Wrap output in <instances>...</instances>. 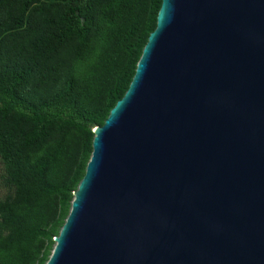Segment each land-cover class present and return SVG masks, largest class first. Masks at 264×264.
Listing matches in <instances>:
<instances>
[{
  "label": "water",
  "instance_id": "obj_1",
  "mask_svg": "<svg viewBox=\"0 0 264 264\" xmlns=\"http://www.w3.org/2000/svg\"><path fill=\"white\" fill-rule=\"evenodd\" d=\"M47 264H264V0H163Z\"/></svg>",
  "mask_w": 264,
  "mask_h": 264
},
{
  "label": "trees",
  "instance_id": "obj_2",
  "mask_svg": "<svg viewBox=\"0 0 264 264\" xmlns=\"http://www.w3.org/2000/svg\"><path fill=\"white\" fill-rule=\"evenodd\" d=\"M163 0H0V264H47Z\"/></svg>",
  "mask_w": 264,
  "mask_h": 264
},
{
  "label": "rangeland",
  "instance_id": "obj_3",
  "mask_svg": "<svg viewBox=\"0 0 264 264\" xmlns=\"http://www.w3.org/2000/svg\"><path fill=\"white\" fill-rule=\"evenodd\" d=\"M2 193V187L0 186V194Z\"/></svg>",
  "mask_w": 264,
  "mask_h": 264
}]
</instances>
